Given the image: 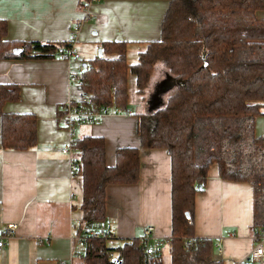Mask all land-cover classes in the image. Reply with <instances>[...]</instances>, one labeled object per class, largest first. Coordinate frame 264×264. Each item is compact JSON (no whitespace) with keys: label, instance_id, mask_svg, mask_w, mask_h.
Masks as SVG:
<instances>
[{"label":"trees","instance_id":"trees-1","mask_svg":"<svg viewBox=\"0 0 264 264\" xmlns=\"http://www.w3.org/2000/svg\"><path fill=\"white\" fill-rule=\"evenodd\" d=\"M166 1L159 38L146 43L137 62L127 63L125 42L105 43L101 57L84 65L79 88L96 106L127 109L128 75L142 95L154 67L161 65L163 79L147 112L131 111L129 116H136L140 147L163 149L171 160V235L165 239L170 264H223L211 259L212 240L195 237L194 200L204 191L210 166L217 165L220 178L253 186V229L264 227V189L255 182L260 170L246 167L243 161V147L249 140L252 151L262 152L264 158V136L254 133L255 120L264 115V21L257 19V13L264 11V0ZM58 46L7 41L6 23L0 20V60L47 59L55 56ZM18 99L17 87L0 85L3 149L27 150L35 144L33 115L2 113L5 103ZM198 127L202 138L217 144L203 158H197ZM75 147L83 220L77 234L87 239L77 249L81 257L73 258V264H146L137 239L112 247L114 239L88 236L95 224H104L105 188L137 182L139 149H118L115 165L108 167L101 137L76 139ZM88 223H92L90 230L85 229ZM162 253L148 264H162Z\"/></svg>","mask_w":264,"mask_h":264},{"label":"crops","instance_id":"crops-1","mask_svg":"<svg viewBox=\"0 0 264 264\" xmlns=\"http://www.w3.org/2000/svg\"><path fill=\"white\" fill-rule=\"evenodd\" d=\"M167 6L166 0H0L7 41L63 45L78 25L75 48L82 59V63L56 56L0 60V85L19 91V99L5 103L2 113L36 119L35 144L27 150L1 147L0 119V231L10 223L17 226L0 248V264H73L71 238L83 224L81 177H71V158L61 152L71 139L58 124L62 106L80 95L84 65L98 58L105 43L125 42L127 59L132 47L138 57L140 47L157 40ZM257 19L264 21V11L257 13ZM131 76L127 108L132 111L130 104L135 103L142 114L163 78L150 81L144 107L134 100L137 91ZM75 133L77 140L86 136L104 140L108 167L115 165L118 149H139L137 182L105 188V220L99 229L112 233L111 246L138 239L145 226H152L159 239L170 238L171 160L163 149L140 147L136 116L108 115L96 124L79 126ZM254 133L264 136V115L255 120ZM253 201L249 182L224 180L217 165L210 166L204 191L195 195L194 234L214 242L212 260L237 264L247 256L252 247ZM162 252L163 262L169 259L168 248Z\"/></svg>","mask_w":264,"mask_h":264},{"label":"built area","instance_id":"built-area-1","mask_svg":"<svg viewBox=\"0 0 264 264\" xmlns=\"http://www.w3.org/2000/svg\"><path fill=\"white\" fill-rule=\"evenodd\" d=\"M79 26L75 25L69 33V37L65 44L58 46L55 50L54 55L63 61H75L82 63L80 54L75 48L76 34L78 32ZM131 110L128 108H121L114 105L109 106H96L91 97L80 93V95L73 101L66 102L61 109V114L58 119V124L65 128L71 139L61 149L63 154L69 156L70 165L69 171L70 175L73 178L79 176V167L77 162L74 159L76 152L75 140H76V128L83 125H91L98 123L103 117L111 116H129ZM17 226L14 223L7 224L0 231V248L4 244V240L13 236L16 233ZM76 230V229H75ZM88 236L90 237H99L103 239H112V233L106 229L92 230ZM87 237L83 235H73L71 241L74 246L73 258H80L81 255L78 254L77 249L84 246ZM138 244L143 249V254L145 255V262L148 264L152 261L157 254L162 252L166 247H168L165 239H159L155 235V230L152 226H145L142 228L141 236L137 239ZM250 240L252 247L241 261L237 264H263L264 263V227L253 229L250 235ZM186 244V241H185ZM216 246L217 255L221 257L223 254V249L220 243ZM60 264H64L61 262ZM71 264V261L70 263Z\"/></svg>","mask_w":264,"mask_h":264},{"label":"rangeland","instance_id":"rangeland-1","mask_svg":"<svg viewBox=\"0 0 264 264\" xmlns=\"http://www.w3.org/2000/svg\"><path fill=\"white\" fill-rule=\"evenodd\" d=\"M140 48L142 50L144 49L143 47H140ZM142 50H140V51H142ZM134 51H136V50L133 49V47H132V49L130 50V53L127 55V63L128 64H134L137 61V57H136ZM257 56H259V55H257ZM154 68L155 69L153 70V72L151 74L152 75L151 76L152 77L151 81L153 80V77H155V79H159V77L162 79L163 78V73H162L161 65H156V67H154ZM132 79H133V77L131 76L130 80H132ZM150 85H151V83L149 84V88H150ZM149 88L145 89V91L143 92L144 94H142V95L137 94V96L135 97L134 100H135V102L138 105L141 103V104H144V107H145V102H146V98H147V91H148ZM165 99H166V96H165ZM137 107L138 106L135 103L130 104V108L132 109V112H134V113H137V112L139 113ZM160 107H162V106H160ZM140 111H141V109H140ZM144 113H145V108H144ZM197 130H198V134H199V137H197V140H198L197 143L198 144H197V148H196L197 149V158H203L202 156L205 157L204 153L205 152L206 153H210V151L213 150V146H215L216 143H213V144H212V142L209 143L210 141H209L208 138H205V137H204L205 139L202 138L200 136V127H198ZM199 143H200V145H199ZM200 146L204 148V151H201V149H198ZM243 148L245 149L244 150L245 157H244V160H243L244 161V165L246 167L253 166L254 168L260 170V173L258 172L257 175H256L255 182H256L257 185L260 186L259 188L262 187L264 189V158L260 157V154L262 152L259 153V154L255 153V149H254V152H253L252 151L253 150V145L250 143V140L248 141V144L245 145ZM216 149H218V148H216ZM263 151H264V149H263ZM248 178H249L250 181L253 180L252 179V175H248ZM262 196L264 197V193L262 194ZM81 221H83V220H81ZM93 229L100 230L97 224L94 225ZM162 264H169V259L165 258L164 261L162 262ZM223 264H231V262L224 260Z\"/></svg>","mask_w":264,"mask_h":264},{"label":"water","instance_id":"water-1","mask_svg":"<svg viewBox=\"0 0 264 264\" xmlns=\"http://www.w3.org/2000/svg\"><path fill=\"white\" fill-rule=\"evenodd\" d=\"M98 57H101V50H98V54H97ZM174 82L171 80V84L170 85H173ZM186 217H187V214H186ZM92 227V223H88L86 226H85V229L86 230H90ZM117 261V260H116ZM118 263H120L119 261H117Z\"/></svg>","mask_w":264,"mask_h":264}]
</instances>
